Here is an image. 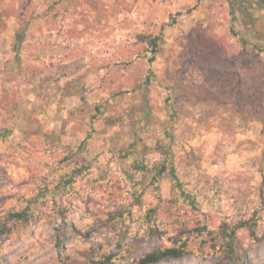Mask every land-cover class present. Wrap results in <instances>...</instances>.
Returning a JSON list of instances; mask_svg holds the SVG:
<instances>
[{"label": "rangeland", "instance_id": "1", "mask_svg": "<svg viewBox=\"0 0 264 264\" xmlns=\"http://www.w3.org/2000/svg\"><path fill=\"white\" fill-rule=\"evenodd\" d=\"M160 31L148 63L145 39ZM164 143L206 212H159V233L106 221L136 211L130 190L156 202L149 172L130 174ZM78 164L104 176L77 180L62 208L7 220ZM159 185L168 198L171 180ZM229 186L262 208L264 234V0H0V264H133L172 238L188 250L153 264H218V245L190 229L231 210ZM238 233L244 264H264V238Z\"/></svg>", "mask_w": 264, "mask_h": 264}, {"label": "trees", "instance_id": "2", "mask_svg": "<svg viewBox=\"0 0 264 264\" xmlns=\"http://www.w3.org/2000/svg\"><path fill=\"white\" fill-rule=\"evenodd\" d=\"M176 22L175 16L172 17L171 23ZM161 31L155 35L146 37L145 42L147 47L144 51L148 63H152L158 52L159 40L161 38ZM152 74L151 69L146 74V80ZM96 109H99L96 107ZM87 135L77 145V150H84ZM75 150V151H77ZM156 150L160 154V158L150 164H143V161L136 160L132 163L135 172L130 174V179L135 183V175L140 173L142 176L149 172L150 184L154 186L155 200L153 205L146 204L141 197V192L137 189L128 191L131 204L136 207V211H109L106 216V221L120 220L128 222L126 219L131 220L140 229L146 230L149 233H159L160 228L157 223V216L159 212H168L171 208L179 207L183 212L192 210L199 217L206 211L205 204L202 197L207 194L202 192V197L199 196L200 190L195 187H186V184L180 179L177 168L174 162V157L171 155L170 147L166 143L157 145ZM233 150V149H232ZM229 150L228 152H231ZM128 156V155H125ZM95 169V176L91 174ZM104 169L100 167L92 168L89 164H78L72 167L68 172L61 173L54 183L43 182L39 185L29 196H21V205L14 211L10 212L7 220H13L21 224H26L30 216L33 214L34 209L40 206L62 208V196L75 190L76 182L83 178H102L104 176ZM164 178L171 180V195L168 198H163L160 195V181ZM208 187L203 185L202 190ZM224 190L230 192V206L231 210L223 216H220L218 223L213 227L208 223H199L190 229L194 232V236H203V241L210 240L211 247L214 248L218 245V250H221V260L218 264H244L243 258L245 257V250H243V239L239 235V231L244 233L250 239L258 241L264 238V234L260 233L258 226L261 220V207H251L249 201L240 193H236L229 186V189ZM57 208V209H58ZM65 208V207H63ZM205 211V212H204ZM200 220V219H199ZM3 224L0 227V234H2L7 227ZM171 244L163 248H155L145 253L133 264H153L161 260H167L174 257H179L185 254L188 250V239H170ZM60 246V240L56 242V247ZM109 260L107 256L98 264H105Z\"/></svg>", "mask_w": 264, "mask_h": 264}]
</instances>
